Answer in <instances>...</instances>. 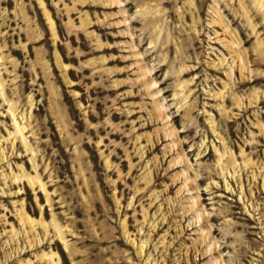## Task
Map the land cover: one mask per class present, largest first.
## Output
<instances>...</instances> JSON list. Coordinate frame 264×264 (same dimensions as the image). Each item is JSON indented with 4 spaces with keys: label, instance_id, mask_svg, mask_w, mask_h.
Wrapping results in <instances>:
<instances>
[{
    "label": "rangeland",
    "instance_id": "374dc122",
    "mask_svg": "<svg viewBox=\"0 0 264 264\" xmlns=\"http://www.w3.org/2000/svg\"><path fill=\"white\" fill-rule=\"evenodd\" d=\"M0 264H264V0H0Z\"/></svg>",
    "mask_w": 264,
    "mask_h": 264
}]
</instances>
